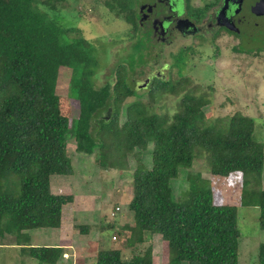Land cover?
I'll return each mask as SVG.
<instances>
[{
  "label": "trees",
  "instance_id": "trees-1",
  "mask_svg": "<svg viewBox=\"0 0 264 264\" xmlns=\"http://www.w3.org/2000/svg\"><path fill=\"white\" fill-rule=\"evenodd\" d=\"M67 1L45 4L55 11ZM136 2L104 0L131 26V39L139 31ZM42 3L0 0V248L12 237L19 256L37 264H58L63 258L62 248L31 246L29 231L61 228L63 209L74 202L73 195L51 190L53 177L74 175L68 154L74 140L80 155H132L138 161L130 202L134 225L120 232L134 255L126 259L120 249H102L96 264H154L153 248L140 247L156 235L169 249L164 264H239L238 208L216 204L211 181L200 173L188 174V187L179 197L171 181L190 170L200 153L207 156L212 176L241 172V205L260 209L264 229V143L255 139V118L236 113L208 119L204 108L210 99L189 89L191 79L181 71L178 80L156 79L149 87L153 103L157 94L179 98L172 115L142 101L127 102L138 96L131 75L135 63L119 64L114 79L98 87L93 45L81 30L61 25ZM144 57L141 53L140 63ZM63 68L72 71L71 99L79 109L73 121L63 113L57 92ZM149 145L151 168L141 156ZM77 227L80 234L90 233V226ZM258 262L264 264V244Z\"/></svg>",
  "mask_w": 264,
  "mask_h": 264
},
{
  "label": "rangeland",
  "instance_id": "rangeland-1",
  "mask_svg": "<svg viewBox=\"0 0 264 264\" xmlns=\"http://www.w3.org/2000/svg\"><path fill=\"white\" fill-rule=\"evenodd\" d=\"M41 1L44 3L41 7L53 14L61 25L81 30L93 45L99 61L96 72L98 87L114 79V70L119 64L135 63L131 68V75L138 96L129 98L127 102L142 101L158 113L167 112L172 115L177 111L178 97L157 94L156 103H153L149 96L150 88L139 89L138 83H145L152 73H160V78L166 80H178L181 77L178 72L192 52L190 49L178 54L179 47L196 46L194 40L182 39L172 46L149 45L150 47L146 48L145 45H139V52L134 48L137 39H131L130 36L131 26L124 19L116 18L105 7L104 0H68L63 5H57L55 11L46 6V0ZM138 2L139 0L135 3L136 11L139 10ZM204 2L205 0H202V4ZM198 3L197 1L196 4ZM140 40L143 42V39ZM227 42L222 44L223 55L219 59H214L215 49L210 50V42L205 43L203 54L201 52L191 56L182 75L191 79L189 89H198V94H205L210 99V104L204 108L208 119L229 117L236 113L253 117L256 121L255 139L264 143V50L258 47L259 43H253L251 54L245 57L231 53L230 48L236 41ZM141 53L146 55L143 54L145 57L142 63ZM177 55L181 61L174 59ZM71 78L70 69H61L57 92L63 113L73 121L77 118L79 109L76 101L71 99ZM152 151L153 146L149 145L141 154L148 168L152 167ZM68 154L72 159L74 175L53 177L51 190L54 194L73 195L77 205L66 208V218L74 212L79 226L91 225L93 230L90 234H80L78 227L68 230L74 241L73 249L70 259L63 261L62 258L59 263L96 264L94 257L102 249H120L124 252V258L131 259L134 254L131 249L125 247L124 237L120 232L125 225L134 223L130 202L133 197L132 173L138 165L137 159L132 155L127 159L110 155L104 157L97 153L93 156L80 155L76 152L74 140L68 144ZM197 173L211 181L216 204L238 208L239 264H259L260 247L264 244V229L260 226V209L241 205L243 174L237 172L228 177L212 176L207 156L200 153L190 170H183L178 179L171 181L176 197L187 189L188 174ZM116 207H120L121 211L113 218L111 214ZM110 226L112 229H108ZM55 231L40 229L29 232L35 235L32 241L39 242L36 244L42 247L54 243ZM37 233H42L43 238L37 236ZM156 236H152L140 249L145 251L151 246L154 264L167 263L168 246L161 236ZM2 241L4 248H0V264H37L27 255L19 256L20 248L15 246L14 238L7 237Z\"/></svg>",
  "mask_w": 264,
  "mask_h": 264
},
{
  "label": "flooded vegetation",
  "instance_id": "flooded-vegetation-1",
  "mask_svg": "<svg viewBox=\"0 0 264 264\" xmlns=\"http://www.w3.org/2000/svg\"><path fill=\"white\" fill-rule=\"evenodd\" d=\"M260 1L205 0L202 4V0H139L137 39H143V42L137 41L136 45H145L146 48L149 45L172 46L182 39L194 40L196 46L179 47L178 54L183 50H192L183 70L191 56L203 54V45L207 42H210V50L215 49L214 59L223 55L221 47L227 41H236L230 48L231 53L246 57L251 54L253 43H259L258 47L264 50V14L258 15L254 11ZM260 11L264 12V7ZM174 59L177 60L178 55ZM156 79L171 80L160 78V73H152L145 81H149L147 88ZM142 84L138 83V87Z\"/></svg>",
  "mask_w": 264,
  "mask_h": 264
},
{
  "label": "crops",
  "instance_id": "crops-1",
  "mask_svg": "<svg viewBox=\"0 0 264 264\" xmlns=\"http://www.w3.org/2000/svg\"><path fill=\"white\" fill-rule=\"evenodd\" d=\"M263 189H264V172H263ZM59 195H63V194H59ZM75 205H77V203H76V199L74 198V202L73 203H70V204H68V205H66L64 207V209H63V217H62V226L59 229H55L56 230L55 231L56 235L54 236V240H55L54 243H52L50 245H48V244L44 245L45 247H59V248H62V251H63V254H64L63 255V259H64L63 261H67V260L70 259V256H71L70 254H71V251H72L71 249H73V243H74L72 235H71V233H69L68 230H70V231L74 230V228L79 226L78 222H77V218L75 217V213L74 212H72V214L67 215V218H66V213H65L67 207L75 206ZM68 224L70 226H68ZM133 225H134V223H133ZM87 226H90V228L92 227L91 225H87ZM96 229H97V227H95V230ZM92 230L93 229L91 228L90 233H91ZM29 233H31V232H29ZM37 234H39L37 236H41V239L43 238V234L42 233H41V235H40V233H37ZM33 238H35V235H31V244H32L31 246H40V245L36 244V243H39V242L34 243L32 241ZM97 254H98V252H97ZM94 258L96 259V257H94ZM58 264H60V263H58ZM84 264H85V262H84Z\"/></svg>",
  "mask_w": 264,
  "mask_h": 264
},
{
  "label": "water",
  "instance_id": "water-1",
  "mask_svg": "<svg viewBox=\"0 0 264 264\" xmlns=\"http://www.w3.org/2000/svg\"><path fill=\"white\" fill-rule=\"evenodd\" d=\"M262 7H264V0H262V1H260L256 6H255V12H256V14H258V15H262V14H264V12H261L260 10H261V8ZM260 9V10H259ZM257 10H259V11H257ZM148 84H149V81H147L146 83H144V84H142V85H139V89H145V88H147V86H148Z\"/></svg>",
  "mask_w": 264,
  "mask_h": 264
},
{
  "label": "built area",
  "instance_id": "built-area-1",
  "mask_svg": "<svg viewBox=\"0 0 264 264\" xmlns=\"http://www.w3.org/2000/svg\"><path fill=\"white\" fill-rule=\"evenodd\" d=\"M121 211V208L120 207H117L111 214V216L113 218L117 217V215L119 214V212ZM114 239H116V236L114 237Z\"/></svg>",
  "mask_w": 264,
  "mask_h": 264
}]
</instances>
